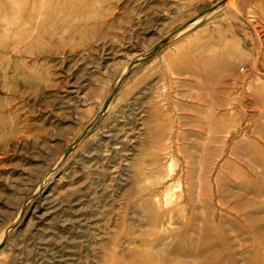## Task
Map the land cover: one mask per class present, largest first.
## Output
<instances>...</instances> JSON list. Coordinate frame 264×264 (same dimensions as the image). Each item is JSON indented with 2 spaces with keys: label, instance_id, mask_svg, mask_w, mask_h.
Masks as SVG:
<instances>
[{
  "label": "rangeland",
  "instance_id": "rangeland-1",
  "mask_svg": "<svg viewBox=\"0 0 264 264\" xmlns=\"http://www.w3.org/2000/svg\"><path fill=\"white\" fill-rule=\"evenodd\" d=\"M0 264H264V0H0Z\"/></svg>",
  "mask_w": 264,
  "mask_h": 264
},
{
  "label": "bare ground",
  "instance_id": "bare-ground-1",
  "mask_svg": "<svg viewBox=\"0 0 264 264\" xmlns=\"http://www.w3.org/2000/svg\"><path fill=\"white\" fill-rule=\"evenodd\" d=\"M256 59V58H255Z\"/></svg>",
  "mask_w": 264,
  "mask_h": 264
}]
</instances>
